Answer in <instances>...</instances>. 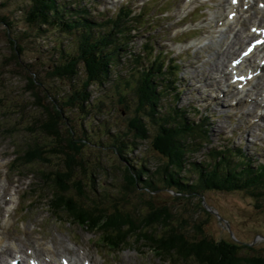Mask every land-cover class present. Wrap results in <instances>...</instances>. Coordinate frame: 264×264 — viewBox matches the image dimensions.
<instances>
[{
    "label": "rangeland",
    "instance_id": "rangeland-1",
    "mask_svg": "<svg viewBox=\"0 0 264 264\" xmlns=\"http://www.w3.org/2000/svg\"><path fill=\"white\" fill-rule=\"evenodd\" d=\"M116 1L59 0V3L65 5L67 9L77 11L80 6V9L87 10L91 20L95 22H101L107 16H114L120 6L131 7L137 14L143 8L142 14L145 15L135 23L136 27L132 35L136 37L127 51L120 53V62L113 65V73L108 81L103 85L90 87L92 104L90 114L70 108L65 109V116L69 117L71 125L78 134L77 138L82 136L90 138V143H86L82 156L85 165L89 168L88 174L91 177L90 172L94 169L93 174L96 177L92 197L105 205L120 201L121 196L126 193L125 167L130 166V170L133 171V166L137 165V170H140L138 166L145 165L149 170L148 174H151L167 161L152 148L151 142L157 133V128L151 122L146 121L149 130L147 140H136L129 131L128 123L135 115L136 106L134 84L143 74L141 70L149 68L154 59V53L152 57L147 56L149 50L145 47L149 42L153 43L160 54L166 53L165 59L171 56L180 65L176 73L181 91L168 92L163 89L165 82H161L158 91L161 93L164 90L166 94L159 99L158 114L168 115L171 104H175L180 107L179 110L185 112L189 122L194 120L198 122L203 117V123L206 125L204 129L208 130L207 140L194 141L191 146L188 145L190 149L187 153L188 164L211 162L212 158L207 156L209 150L220 147L244 149L242 152L252 163L264 161V112L256 109V106L254 108L253 104L249 107H241L244 105L241 104L243 98L236 95L237 91L235 93L234 89H229L226 83L230 76L223 77L221 72L216 73L219 68L225 69L228 65L230 59H227V55L234 42L240 43L242 40V38L234 40L237 29L241 27L245 29V25L237 23L239 25L234 28L232 34L226 32L228 38L226 37L224 44L221 38H218L220 32L213 34L214 29L210 28L209 24L219 20L222 23L224 16H219V13L224 8L220 3L226 0H197L185 11L184 0H125L115 3ZM144 4L146 5L143 6ZM200 4L202 6H199ZM29 7L30 0H0V203L3 194L2 184L6 178L9 186L5 196L11 199L10 203L16 201V196L10 192L13 189L22 191L21 198L17 202V218L9 230V235L11 237L14 234L27 235L31 240L30 244L35 246L33 248L38 249V253L42 248L41 251L46 252V255L49 254L47 250L53 251L46 248L51 242L58 256L63 252L71 253L74 258L78 257L81 260L87 256L97 264H164L147 248L133 242L119 251L109 250L98 242L101 233H90L87 229L80 228L64 210L60 213L55 208L50 212L48 206L52 191L45 184L46 177L42 174L31 175L29 170L56 169L59 166L58 159L53 158L51 165L36 162L29 169L26 166L22 167L21 171L24 172L25 178H18L11 172L6 173L7 166L16 157L18 150L27 151L28 144L38 141L53 144L50 138L35 128V124L43 118L44 112L42 108L35 107V97L30 93L27 78L38 74L36 78L44 83V88L63 101L82 86L85 79L83 72L74 83L66 79H53L48 75L54 63L60 60L62 50L70 53L77 51L79 36L76 32L66 33L56 27L42 31L33 26L27 21ZM11 39H17L23 48L19 62L14 56ZM197 39H203V44L201 40L196 42ZM213 39L216 40V44L210 43ZM239 52L240 49L237 54ZM138 57L142 58L141 61H137ZM216 65H219V68H213L212 72L210 67ZM209 74L213 75V80L204 81L205 75ZM178 91H180L179 99L175 100L174 93ZM223 91L232 94L221 97ZM43 92L45 94V91ZM247 94L254 98L258 94L257 89L254 88ZM229 95H234V100L240 98L236 103L238 106H234L232 103L234 100L232 101ZM198 111L202 114L199 115ZM117 139L118 142L122 140L126 146H129L123 149L122 156L115 152ZM132 143L134 145H131ZM202 143L207 148H203ZM233 157L234 162L242 160V157L235 152ZM189 169L192 170L191 165L187 171H182V175L185 179L196 181L195 171L188 172ZM85 179L88 180L87 177ZM156 185L159 190L152 196L147 194L140 184L138 191L131 188L126 207L131 211L140 208L139 211L144 212L146 209L144 201L149 198L156 206L167 204L171 206L179 223L185 226L182 220L187 221L186 228L190 236L196 235L195 226L202 224L203 233L210 235L214 240H233L249 244L251 249L244 248V256H264V197L259 199L260 207H257V202L251 194L255 189H244V187L228 191L200 189L197 193L178 200L171 194L168 184L158 177ZM42 188H44L42 198L38 197L32 206L24 210L31 196L36 198L31 190L40 191ZM257 192H264V188L257 189ZM202 202L205 205L204 209ZM54 212L59 214V219L50 214ZM19 220H24L21 226L18 224ZM8 221L10 222V218L7 223ZM66 221H72V225H68ZM26 239V236L17 239L16 246L21 245ZM70 241L76 242L79 246L72 243L67 247ZM7 248L10 247H4L5 250ZM19 251L22 252L20 248ZM9 256L8 253L3 255L0 264H6Z\"/></svg>",
    "mask_w": 264,
    "mask_h": 264
},
{
    "label": "trees",
    "instance_id": "trees-1",
    "mask_svg": "<svg viewBox=\"0 0 264 264\" xmlns=\"http://www.w3.org/2000/svg\"><path fill=\"white\" fill-rule=\"evenodd\" d=\"M136 20L126 8L121 9L114 18L95 22L91 20L89 12L80 9V6L74 11L60 4L59 0H30L27 13L30 24L42 31L56 27L62 32H76L79 36L77 51L70 53L62 50L60 60L54 63L48 75L53 79H66L74 83L83 72L85 79L82 86L63 101L44 88V83L36 78L38 74L27 78L30 93L35 97V107L42 108L44 112L35 128L50 138L53 144L39 141L32 143L28 146L29 150L23 155L20 154L18 161L31 166L36 162L51 165L53 158L58 159L59 166L56 169L36 170L37 174L46 177L45 184L53 194L52 205L60 213L64 210L80 228H85L90 233H101L98 242L109 250L119 251L133 242L147 248L164 264H264L262 255L244 256L243 250L249 248V244L233 240H214L203 233L202 224H197L196 235L190 236L186 228L187 221L182 220L185 226L179 223L171 206L167 204L156 206L149 198L144 201V212H140V208L131 211L126 207L130 189L138 191V184L143 186L147 194L154 195L159 190L156 185L157 177L168 184L171 194L178 200L193 195L200 189L228 191L238 190L240 187L255 189L251 194L257 207H260L259 199L264 197V192H257V189L264 188V163H252L245 154L243 157L240 150L237 152L244 158L242 161L234 162V150L229 148L209 150L213 158L211 164H188V145L191 146L194 141L205 140L208 130L203 128L205 124L199 127L194 122H189L185 112L181 110L171 116L158 114L159 99L163 97L164 91H158L160 83L164 81L163 89L175 92L179 81L176 73L178 65L171 62L166 66L162 55L155 56L150 67L141 70L143 74L134 84L135 115L128 124L129 131L136 140H147L149 130L146 121L151 122L157 128L151 142L152 148L167 161L151 174H148L149 170L145 165L138 166L140 170H137V165L133 166L132 170L135 172L130 170V166L125 167L126 193L120 198L124 203L114 201L105 205L92 197L96 177L93 174L94 169L91 170L90 177L87 170L89 168L82 156L90 138H77L78 134L69 117L65 116V109L90 114L92 104L89 89L108 81L113 73V65L120 62V53L126 52L135 38L132 32ZM149 43L146 47L152 49ZM11 44L14 56L19 62L23 48L17 39H11ZM141 59L137 58V61ZM176 94L178 95L177 92ZM118 141L117 139L115 142ZM115 145V152L119 156L124 153V148L129 147L122 140ZM190 165L197 175L196 181L185 179L182 175V171H187ZM97 169L101 170L100 167ZM201 205L203 208V202Z\"/></svg>",
    "mask_w": 264,
    "mask_h": 264
},
{
    "label": "bare ground",
    "instance_id": "bare-ground-1",
    "mask_svg": "<svg viewBox=\"0 0 264 264\" xmlns=\"http://www.w3.org/2000/svg\"><path fill=\"white\" fill-rule=\"evenodd\" d=\"M193 1H195V0H193ZM251 1V5H250V8L247 10V11H244L243 9H242V6L241 5H239V11H238V14L236 15V17H235V19H234V22L233 23H231V22H229V21H227V20H225V22L223 23V27H222V30L221 31H225V34H226V32H228L229 30H235V29H233V25L234 24H237V23H240V22H243V25L245 24V25H247V22H250V25L251 26H256V25H259V26H261L263 23H264V9L263 10H261L260 8H258V6H255V1L256 0H250ZM242 3H243V0L241 1ZM260 2H264V0H259L256 4H259ZM223 3V2H222ZM222 3H220L221 4V6L224 8V6L227 4V9H232V8H234V7H232L231 5H230V2H229V0H226L223 4ZM243 5H244V3H243ZM240 6H241V9H240ZM122 17V16H121ZM214 21V20H213ZM220 21V20H219ZM258 21V22H257ZM210 27H212V25H210ZM213 28V27H212ZM215 29L216 28H219V25H217L216 27H214ZM223 28L225 29V30H223ZM249 29H250V27H247L245 30H243V31H238V33H237V37L239 38L240 37V34L241 33H243L244 34V37L243 38H245V39H249L250 37H251V35H250V33H249ZM213 34H217V31H214V33ZM228 37V36H227ZM221 38H222V36H221ZM218 39V38H217ZM220 39V38H219ZM225 39H226V37H225ZM203 40V39H202ZM201 40V43L203 42ZM224 40V39H223ZM218 41V40H217ZM200 43V42H199ZM210 43H214V44H216L217 42H216V40H212ZM245 40L244 41H240V43H238V45H241V46H244L245 45ZM240 46V47H241ZM236 52V51H235ZM234 51H229V53H228V55H227V59H231L230 58V56H234L236 53H235ZM260 53H264V47L262 48V50L260 51ZM258 55L257 54H254L251 58H249V59H247L245 62H246V68L244 69L243 67H241L240 68V71H239V74L240 75H243V74H245V72L247 71V70H249L248 69V67H251L254 63H255V61H256V57H257ZM210 68H212L211 69V71L213 72V68H219V65H216L215 67L213 66V67H210ZM228 66H226V69L225 70H223V74H224V76L226 77V75H227V71H228ZM220 70V68L217 70V71H219ZM210 71V72H211ZM264 74V69H263V73H262V75ZM239 75V76H240ZM204 79V81H212L213 80V78H212V76H211V74H209V75H205V77L203 78ZM212 79V80H211ZM257 81V83L256 84H254V82H256ZM216 82V81H215ZM215 84V83H214ZM262 84H264V76H258V77H256V78H254V79H252L251 81H249L248 82V84L246 85L247 87H246V91H248L249 90V88H251V90H253L252 88H255V86H256V88H258V89H260V88H262ZM264 86V85H263ZM228 87H229V89H234V86H232L230 83H228ZM234 90H236V89H234ZM198 91V90H197ZM241 104H248V101L247 102H245L244 103V100L242 99L241 100ZM251 102L252 103H254L257 107H259V108H263L262 107V101L261 100H259L258 99V97L257 98H255V99H252L251 100ZM252 111H254V110H252ZM251 111V112H252ZM254 113H255V111H254ZM250 114H253V113H250ZM264 118V117H263ZM10 222L8 221V223L7 224H9ZM4 244H5V239L2 237V236H0V259L3 257V254L5 253V252H8V254L9 255H12V254H15L16 256L17 255H20L21 254V252L19 251V247H14V249H12V248H7L6 250H4V248H2L3 246H4ZM5 247V246H4ZM5 251V252H4ZM47 252H49V254H47L46 256H45V258H50L51 260H55V261H59V259H58V255L56 254V252H54V251H49V250H47ZM40 254V253H39ZM5 255V254H4ZM42 255V254H41ZM32 257H33V255H31ZM21 258H22V256H21ZM41 259V258H40ZM42 260V259H41ZM45 260L46 259H44L43 261H42V264H45ZM4 263V262H3ZM75 264V263H74Z\"/></svg>",
    "mask_w": 264,
    "mask_h": 264
}]
</instances>
